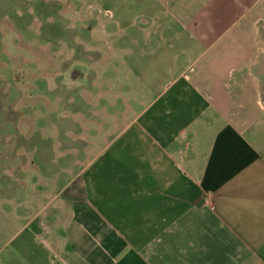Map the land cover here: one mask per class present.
Instances as JSON below:
<instances>
[{
    "label": "crops",
    "instance_id": "1",
    "mask_svg": "<svg viewBox=\"0 0 264 264\" xmlns=\"http://www.w3.org/2000/svg\"><path fill=\"white\" fill-rule=\"evenodd\" d=\"M148 7L100 57L136 115L81 198L2 188L0 264H264V0Z\"/></svg>",
    "mask_w": 264,
    "mask_h": 264
},
{
    "label": "rangeland",
    "instance_id": "2",
    "mask_svg": "<svg viewBox=\"0 0 264 264\" xmlns=\"http://www.w3.org/2000/svg\"><path fill=\"white\" fill-rule=\"evenodd\" d=\"M152 1L0 0V191L21 190L29 215L57 188L81 198L101 150L136 115L131 88L142 85L106 79L100 57Z\"/></svg>",
    "mask_w": 264,
    "mask_h": 264
}]
</instances>
